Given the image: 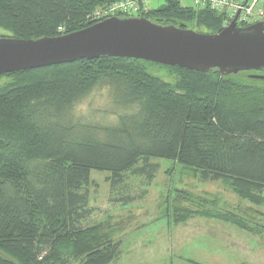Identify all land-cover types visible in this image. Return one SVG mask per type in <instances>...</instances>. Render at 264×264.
Returning <instances> with one entry per match:
<instances>
[{
    "label": "trees",
    "instance_id": "16d2710c",
    "mask_svg": "<svg viewBox=\"0 0 264 264\" xmlns=\"http://www.w3.org/2000/svg\"><path fill=\"white\" fill-rule=\"evenodd\" d=\"M146 1L0 0V28L12 38H53L114 16L211 34L225 28L226 15L207 6L164 0L147 10ZM127 2L137 11L96 14ZM147 63L102 57L2 76L9 79L0 84V264H69L67 255L85 257L81 264L113 263V236L102 225L81 226L93 171L109 173L114 190L127 173L153 181L159 165L151 161L173 160L202 182L224 179L240 198L264 205V81L251 72L163 66L179 74L174 85L149 73ZM97 91L109 106L80 113ZM178 199L186 197L171 201L177 224L189 214L185 220L212 218L254 234L263 229L233 212L187 211Z\"/></svg>",
    "mask_w": 264,
    "mask_h": 264
},
{
    "label": "rangeland",
    "instance_id": "374dc122",
    "mask_svg": "<svg viewBox=\"0 0 264 264\" xmlns=\"http://www.w3.org/2000/svg\"><path fill=\"white\" fill-rule=\"evenodd\" d=\"M146 2L147 10L165 4L164 0ZM181 4L195 6L192 0H181ZM108 11L101 7L96 14L106 17ZM255 16L256 23L264 21L260 6L255 8ZM193 30L206 33L203 29ZM10 35L9 31L0 28V38ZM146 67L149 73L168 83L175 85L178 82L179 74L170 68L154 63H147ZM7 79L9 77H1L0 84ZM108 106L106 93L97 91L77 110L90 114ZM151 162L159 165L151 182L127 173L125 182L113 190L106 180L109 173L93 171L92 183L85 189L89 202L81 226L102 225L105 232L113 236L118 243V253L111 264H264V205L251 204L240 198L224 179L202 182L200 173L177 161L159 159ZM177 195L186 197L185 201L178 199V204L187 211L202 213L211 208L233 212L252 227L262 226L263 229L254 234L212 218L195 216L185 220L189 214L184 218L185 222L177 224L178 209L173 211L171 202ZM123 198L131 201L126 205ZM206 199L214 205L202 202ZM65 258L69 264H81L86 260L85 257L83 260L72 259L69 255Z\"/></svg>",
    "mask_w": 264,
    "mask_h": 264
},
{
    "label": "water",
    "instance_id": "95a60500",
    "mask_svg": "<svg viewBox=\"0 0 264 264\" xmlns=\"http://www.w3.org/2000/svg\"><path fill=\"white\" fill-rule=\"evenodd\" d=\"M239 14L218 34L199 33L184 24L161 25L144 17L114 16L59 37H1L0 77L116 57L200 73L218 70L223 76L254 72L251 79L264 81V21L239 27Z\"/></svg>",
    "mask_w": 264,
    "mask_h": 264
},
{
    "label": "built area",
    "instance_id": "2783aa9c",
    "mask_svg": "<svg viewBox=\"0 0 264 264\" xmlns=\"http://www.w3.org/2000/svg\"><path fill=\"white\" fill-rule=\"evenodd\" d=\"M198 6H207L211 10H214L220 14L226 15L225 28L231 25L233 20L239 14L237 19V25L239 27H245L257 22L255 16V8L260 6L263 9L264 0H193ZM123 11L126 13L137 11L136 6L133 3H121L112 6L107 15L115 14L117 11Z\"/></svg>",
    "mask_w": 264,
    "mask_h": 264
},
{
    "label": "bare ground",
    "instance_id": "6f19581e",
    "mask_svg": "<svg viewBox=\"0 0 264 264\" xmlns=\"http://www.w3.org/2000/svg\"><path fill=\"white\" fill-rule=\"evenodd\" d=\"M262 22V21H261Z\"/></svg>",
    "mask_w": 264,
    "mask_h": 264
},
{
    "label": "flooded vegetation",
    "instance_id": "af4514ba",
    "mask_svg": "<svg viewBox=\"0 0 264 264\" xmlns=\"http://www.w3.org/2000/svg\"><path fill=\"white\" fill-rule=\"evenodd\" d=\"M255 74V73H254Z\"/></svg>",
    "mask_w": 264,
    "mask_h": 264
}]
</instances>
